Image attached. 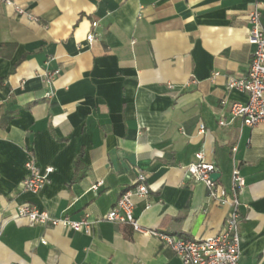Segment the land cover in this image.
I'll use <instances>...</instances> for the list:
<instances>
[{
	"label": "crops",
	"instance_id": "crops-1",
	"mask_svg": "<svg viewBox=\"0 0 264 264\" xmlns=\"http://www.w3.org/2000/svg\"><path fill=\"white\" fill-rule=\"evenodd\" d=\"M12 1L0 0V264H183L130 224L103 220L86 233L18 211L30 203L95 220L143 172L149 194L134 198L140 224L209 239L229 207L187 178L198 152L227 190L235 166L245 177L241 264H264V120L232 119L230 103L247 94L227 82L248 74L256 0ZM54 69L49 87L44 75ZM29 161L53 169L37 193L22 188Z\"/></svg>",
	"mask_w": 264,
	"mask_h": 264
},
{
	"label": "built area",
	"instance_id": "built-area-1",
	"mask_svg": "<svg viewBox=\"0 0 264 264\" xmlns=\"http://www.w3.org/2000/svg\"><path fill=\"white\" fill-rule=\"evenodd\" d=\"M9 6L14 5L12 0H4ZM18 13L25 14L20 7L16 8ZM248 42L253 46L250 68L245 77H228L229 89L243 91L247 94L246 101H234L229 105L232 119L239 117L244 124L254 127L264 120V24L262 21V12L260 10L259 0H256L254 8L248 14ZM93 27L98 25V21L92 22ZM98 39V35L91 31L87 35L88 42L92 45ZM60 70H48L44 75L45 83L50 87L59 75ZM219 73H214L218 75ZM46 97H51L52 92L48 90ZM226 100L222 101L225 105ZM221 120L220 124H225ZM204 125H200V131L203 133ZM237 148H233L236 151ZM197 161L187 167V178L203 182L207 185L209 196L214 198L219 205L228 206L229 212L220 232L209 239H191L184 236H178L168 233L162 229H150L143 227L139 219L134 214L135 197L146 198L149 189L146 184V175L139 172L137 183L134 188L127 189L117 199L108 213L100 218L91 220L85 216L80 220L73 221L67 218H58L51 216L48 211L39 209L30 203L20 206L18 215L28 218L32 223L40 224H63L65 227L78 232L91 233L95 223L103 220L116 224H130L137 232L156 237L164 245L169 247L183 262V264H241V210L240 194L242 193L246 179L241 173L239 167L235 166L231 175V188L227 190L220 185L218 180L212 178L216 171V165L208 162L203 152L196 154ZM29 161V172L22 180V188L33 193L39 192L45 182L49 179L52 168L44 170L38 169L35 164ZM104 184L103 180L97 181L93 190H98Z\"/></svg>",
	"mask_w": 264,
	"mask_h": 264
},
{
	"label": "water",
	"instance_id": "water-1",
	"mask_svg": "<svg viewBox=\"0 0 264 264\" xmlns=\"http://www.w3.org/2000/svg\"><path fill=\"white\" fill-rule=\"evenodd\" d=\"M220 176H221V173L218 172V171H215V172L212 174V178H213L214 180H218V179L220 178Z\"/></svg>",
	"mask_w": 264,
	"mask_h": 264
}]
</instances>
